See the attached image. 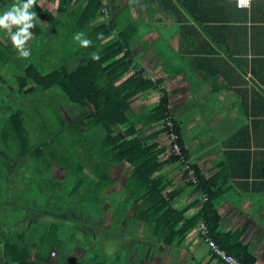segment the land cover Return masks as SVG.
Masks as SVG:
<instances>
[{
  "label": "trees",
  "instance_id": "16d2710c",
  "mask_svg": "<svg viewBox=\"0 0 264 264\" xmlns=\"http://www.w3.org/2000/svg\"><path fill=\"white\" fill-rule=\"evenodd\" d=\"M49 3L56 15L47 6L33 8L43 24L32 29L28 59H14L17 51L0 41V108L4 110L0 114V264H51L54 252L52 264H154L149 262L152 250L160 244L180 245L201 222L223 250L242 264H257L256 256L240 242L239 231L220 229L218 196L188 160L183 122L171 114L162 80L144 77L134 61L132 47L140 38L141 24H146L140 20L139 7L143 3L146 10L153 9L156 0ZM60 18L68 20L73 36L83 32L92 41L85 48L87 53L78 52L74 58L67 49L71 41L62 55L47 45L40 32ZM175 20L187 28L188 19ZM192 21L203 25V19ZM93 52L99 60L91 58ZM166 57L170 59L171 53ZM29 83L32 87L27 89ZM156 91L158 99L153 103L137 109L131 105L138 96ZM9 95L16 96L17 105L9 103ZM161 136L166 139L155 142ZM173 144L179 155L169 151ZM99 160L110 170L127 168L125 179L112 178ZM171 165L182 168L195 192L202 193L204 202L194 215L185 216L176 207L179 193L167 191L170 182L163 170ZM51 168L60 170V177L52 178ZM117 189L123 197L107 229L94 227V236L86 230L82 238H76L77 228L83 225L61 217L65 208L75 209V197L89 204L87 225H91L100 211V204L94 202L102 203L103 195ZM15 196L26 206L28 217L30 207L54 204L57 198L54 206L61 208L59 217L29 220L23 226V207L10 205ZM125 220L132 226L128 235L121 233ZM128 236L135 240L126 245ZM78 248L83 250L81 257L73 254ZM132 251L130 261L127 254Z\"/></svg>",
  "mask_w": 264,
  "mask_h": 264
},
{
  "label": "crops",
  "instance_id": "0c3cea01",
  "mask_svg": "<svg viewBox=\"0 0 264 264\" xmlns=\"http://www.w3.org/2000/svg\"><path fill=\"white\" fill-rule=\"evenodd\" d=\"M142 4L139 16L146 24L136 53L141 63L134 61L144 77L167 83L169 110L183 122L188 160L218 196L220 229L239 231L240 242L264 264V0H249L247 8L236 0H156L147 10ZM183 18L187 28L175 20ZM192 19H203V25ZM155 97L141 95L131 105L142 102L137 109ZM163 172L167 191L179 193L176 207L185 216L197 213L203 196L184 170L171 165ZM197 227L184 237L187 245L196 236L207 257L203 264H221L195 235Z\"/></svg>",
  "mask_w": 264,
  "mask_h": 264
},
{
  "label": "rangeland",
  "instance_id": "374dc122",
  "mask_svg": "<svg viewBox=\"0 0 264 264\" xmlns=\"http://www.w3.org/2000/svg\"><path fill=\"white\" fill-rule=\"evenodd\" d=\"M4 3V6H2L0 8V12H2L3 10L9 8L15 1H9V0H2ZM37 4L39 6H47L49 9H51V13L52 15H56V10L54 8L53 5H51L49 3V0H37ZM33 10V9H32ZM34 11V10H33ZM68 15H70V12L67 13ZM38 16V20L35 22V24H43V19L37 14ZM67 18L69 16H66ZM140 20L144 21V18L142 17V19L140 18ZM146 20V19H145ZM152 19H149V22H151ZM69 24H68V20L67 19H63L60 18L57 20V22L52 26H48L46 27L44 30H42L40 32L41 35H43L44 41L47 43V45L53 49L57 54L62 55V51H65V45L66 43H68L69 41H71L73 44L71 46L68 47L67 45V49L68 52L72 55H74V58L76 57L77 53H87V50L84 47H81L78 41H75L73 39V35L69 32L70 29L68 28ZM150 39V37L148 38ZM0 41L7 45L9 48L14 49V47L11 44L10 38L8 36V34L6 32H4L3 30H0ZM139 42V40H138ZM138 42L135 45V48L132 49V52L135 53L134 55V59L137 57V63H141L140 58L141 56L139 54H136L137 52L140 51V48L138 47ZM78 43V45H76ZM15 50V49H14ZM76 50V52H74ZM16 51V50H15ZM63 56H65L63 54ZM14 59L17 60H21L20 57H18V55L14 56ZM150 59V58H149ZM152 64V63H151ZM32 87V83H29V87L27 89H30ZM167 88V83H163L162 84V88L165 90V88ZM181 90L184 92V89L181 88ZM156 97L154 99H158V93L157 91L154 92ZM168 93V92H167ZM171 93V92H170ZM8 101L9 103L12 104V106H15L18 104V101L16 100V96L13 95H9L8 96ZM170 99V97H169ZM133 102V100H132ZM138 103H142V102H134V108L136 105H138ZM144 103H148V102H144ZM4 110L2 108H0V114L4 113ZM67 121L71 122L72 120L68 117ZM166 139V136H161L158 137L155 141H164ZM100 161V160H99ZM100 163L103 162L100 161ZM103 169L105 170H109L111 171L112 174V178L115 177H119L120 181H123L125 179V172L127 171V168H125L124 166H118L116 168H112L110 170V168L106 167L105 165L102 166ZM49 173L51 174L52 178H57L60 177L61 175V171L56 169V168H51L49 169ZM119 191V189L116 190L115 193H110L107 195H103L105 196V200H103L102 203L95 201L94 203H99L100 204V211L96 212V216L92 217L91 219V225H87V221L89 219V204L87 203H82L80 202V200H78V197L74 198V201H76V204L74 206L75 209L73 208H68L66 206L65 210L66 213L60 215L61 217H65V216H69L72 220L77 221V223L83 225L82 227H78L76 230V238H82L84 236V234H86V230L89 231L91 233L92 236H94L97 232L94 229L95 228H102V229H107V227L109 226V224L111 223L112 220V216L113 213H115L118 208L119 205L118 203L121 201L123 195L122 193ZM58 201L57 198H53V203L54 204H50V203H46L43 206H32L30 207V211L32 212L30 214V216L28 217V213L27 212V208L25 205H23L22 203H20L18 201V196H15L14 199L10 200V205L11 203H13L14 206H16V204H20L23 207V210L25 212V215L23 217V226L26 225V223L29 222H40L42 220H46L49 219V217H59V215L57 214V211H60V207H55L54 205L56 204V202ZM26 208V209H25ZM51 210V211H50ZM190 211H188L189 213ZM27 213V214H26ZM186 213V214H188ZM27 220V221H26ZM76 223V224H77ZM87 225V226H86ZM91 226V227H90ZM132 230V226L129 224V222L127 220L122 221L121 222V233L122 234H126L129 233ZM138 231V230H137ZM135 231L134 232V236L138 237V232ZM196 230H195V235H197ZM129 237V236H128ZM190 239H192L190 241V245H187V243L189 242V239H187V241L184 239V241L180 244V245H172V246H163V245H159L156 249L152 250L151 255L149 257V262L153 261L154 258V254H155V258L157 260V264H203V261L206 260V253H204L203 250V246L202 244L198 241V238L195 236L194 239L192 237H190ZM90 242H92V238H89ZM135 239H131L129 237L128 239V243L126 242V245H128L130 242L134 241ZM152 245V243H151ZM163 250V251H161ZM178 250V251H177ZM177 251V252H176ZM31 252V251H30ZM83 253V250L78 248L74 251V256L76 257H81ZM56 255L57 253H52V255L50 256V263L52 264L54 262V260L56 259ZM134 255H133V251L129 254H127L128 260H132ZM31 258H29L30 260L32 259V255L30 256ZM202 257L204 260H202ZM158 258V259H157ZM142 259V258H141Z\"/></svg>",
  "mask_w": 264,
  "mask_h": 264
},
{
  "label": "clouds",
  "instance_id": "9594fccd",
  "mask_svg": "<svg viewBox=\"0 0 264 264\" xmlns=\"http://www.w3.org/2000/svg\"><path fill=\"white\" fill-rule=\"evenodd\" d=\"M242 0H237L240 6ZM246 2V0H244ZM37 6V0H15L7 9L0 12V30L6 32L10 38L11 44L17 51L19 57L28 59L31 55V49L28 43L33 38L32 29L38 20L37 13L32 9ZM98 39H103L98 35ZM73 39L78 41L81 47L87 48L92 45V41L85 37L83 32L74 34ZM93 60H99L97 52L91 53Z\"/></svg>",
  "mask_w": 264,
  "mask_h": 264
},
{
  "label": "built area",
  "instance_id": "2783aa9c",
  "mask_svg": "<svg viewBox=\"0 0 264 264\" xmlns=\"http://www.w3.org/2000/svg\"><path fill=\"white\" fill-rule=\"evenodd\" d=\"M236 5L238 6L237 0ZM239 8H247L249 7V0H242ZM173 137H171L172 139ZM171 153L175 155H179V148L176 144H173L172 147L169 149ZM190 178L194 181V175L192 171H189ZM205 200V199H204ZM198 235L200 236L201 241L203 242L205 248L210 252L211 255L216 257V259L222 264H242L237 258H235L233 255L227 253L225 250H223L217 243H215L208 235L207 227L205 226L204 222H201L197 229Z\"/></svg>",
  "mask_w": 264,
  "mask_h": 264
}]
</instances>
